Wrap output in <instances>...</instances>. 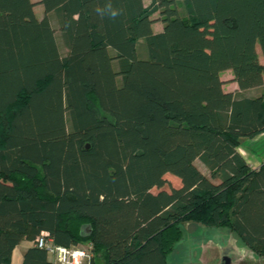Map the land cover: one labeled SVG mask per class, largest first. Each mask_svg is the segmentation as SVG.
Segmentation results:
<instances>
[{
  "label": "trees",
  "instance_id": "1",
  "mask_svg": "<svg viewBox=\"0 0 264 264\" xmlns=\"http://www.w3.org/2000/svg\"><path fill=\"white\" fill-rule=\"evenodd\" d=\"M40 4L0 0V264L42 231L92 264H169L185 223L264 254V162L239 151L264 133V0Z\"/></svg>",
  "mask_w": 264,
  "mask_h": 264
},
{
  "label": "rangeland",
  "instance_id": "2",
  "mask_svg": "<svg viewBox=\"0 0 264 264\" xmlns=\"http://www.w3.org/2000/svg\"><path fill=\"white\" fill-rule=\"evenodd\" d=\"M33 1L36 2L35 11L41 18L44 15V8L40 4V0ZM151 1L144 0L146 5H149ZM159 15L156 13L153 16L157 29L162 26L158 20ZM54 26L58 30L56 21H54ZM61 49L63 53H66L67 49L64 45ZM260 57L263 60L261 52ZM233 76L231 70L222 73L226 89H231ZM196 163L202 170L208 172L199 160ZM165 178L168 180L165 189L170 190L172 187L181 186V180L178 177L168 173ZM213 180L218 182V179ZM153 192H158V189H153ZM183 228L184 238L178 243L175 252L170 255L172 264H264V254L255 253L234 232L227 228L218 229L192 223H185ZM79 246L88 248L90 244L83 243Z\"/></svg>",
  "mask_w": 264,
  "mask_h": 264
},
{
  "label": "crops",
  "instance_id": "3",
  "mask_svg": "<svg viewBox=\"0 0 264 264\" xmlns=\"http://www.w3.org/2000/svg\"><path fill=\"white\" fill-rule=\"evenodd\" d=\"M153 28L155 32H160L163 30V24L161 28L157 29L154 23ZM224 89L229 92H235L239 90V87L238 84L233 81L231 89H226L225 84ZM251 92L254 93V90H252ZM239 151L243 154V156L246 158L247 162L250 164L251 167L259 168L260 165L264 162V133L254 139H245L242 145L239 147ZM34 246L35 240L23 239L13 250L11 264H24L25 253L29 248H32ZM48 258L51 262L53 261V257L50 254ZM168 262L169 264H172L170 262V257L168 259Z\"/></svg>",
  "mask_w": 264,
  "mask_h": 264
},
{
  "label": "built area",
  "instance_id": "4",
  "mask_svg": "<svg viewBox=\"0 0 264 264\" xmlns=\"http://www.w3.org/2000/svg\"><path fill=\"white\" fill-rule=\"evenodd\" d=\"M35 244L45 248L53 257V264H92V247H65L55 244L50 233L42 231L35 239Z\"/></svg>",
  "mask_w": 264,
  "mask_h": 264
},
{
  "label": "clouds",
  "instance_id": "5",
  "mask_svg": "<svg viewBox=\"0 0 264 264\" xmlns=\"http://www.w3.org/2000/svg\"><path fill=\"white\" fill-rule=\"evenodd\" d=\"M97 11H98V12H101V15L104 14L100 9H97ZM107 12L110 14V16H111L112 18H115V17L119 14L118 10L113 9L112 6H111V4H109V5L107 6Z\"/></svg>",
  "mask_w": 264,
  "mask_h": 264
},
{
  "label": "water",
  "instance_id": "6",
  "mask_svg": "<svg viewBox=\"0 0 264 264\" xmlns=\"http://www.w3.org/2000/svg\"><path fill=\"white\" fill-rule=\"evenodd\" d=\"M87 148H89V145H87ZM90 230H91L90 226L83 227V232H87V231H90Z\"/></svg>",
  "mask_w": 264,
  "mask_h": 264
}]
</instances>
